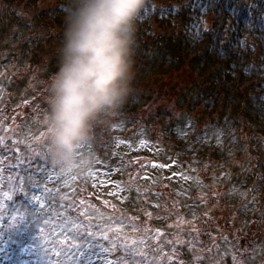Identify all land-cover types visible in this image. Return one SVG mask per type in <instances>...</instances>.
I'll return each mask as SVG.
<instances>
[{"label": "rangeland", "instance_id": "1", "mask_svg": "<svg viewBox=\"0 0 264 264\" xmlns=\"http://www.w3.org/2000/svg\"><path fill=\"white\" fill-rule=\"evenodd\" d=\"M6 3L2 5V0H0V11H1V5L2 9L6 10L4 14V18L1 20V27L4 31V34H8L7 39L0 40V91L3 92L5 101L3 104L9 105V102L12 105L17 106H24L27 104V107H24L20 110V118L25 117L23 114V111H27L29 113V118H33L34 115H37V120L40 123L42 129L45 131L46 124H47V113H48V107L46 102H44L41 105L37 104V107L35 108V112L32 114L31 110L34 105V101H41L38 97H46L47 90L44 91L43 85H47V80L49 79L48 73L44 74L45 78H43V73L37 74L38 72H44L47 69L51 68L54 72L57 69L58 66V49L61 44L62 36H57L59 33H63L61 31L59 25V22H54L51 20V23H46L45 20L41 19V14L37 13L38 20H34L32 18L35 11L31 6L33 5V2H38V6L41 10L46 9L51 12L56 11L58 8L62 10V14H66L67 9H64L62 6V0H4ZM29 7H28V6ZM65 5V4H64ZM69 5V4H67ZM72 5V2L70 6ZM66 6V5H65ZM31 9V10H29ZM33 10V11H32ZM24 11L30 17L28 18V23H26L24 26L20 25V21L17 20L16 13ZM26 19V18H24ZM64 18L61 19V21ZM57 20V18H55ZM17 24H19L17 26ZM39 25L38 32L41 34L40 37H38V34H35V37L33 36L34 40H28V42H21L12 40L13 39V33L20 31L22 28L29 27L33 28L32 25ZM31 25V26H30ZM37 25V26H38ZM59 27V28H58ZM37 28V27H36ZM54 28L56 30H54ZM37 30V29H36ZM31 30H28L27 32H30ZM172 31L170 32V34ZM1 35V34H0ZM48 35H52V38L49 40ZM61 37V38H60ZM46 38V40H45ZM167 35H163V39H167ZM2 39V38H0ZM43 40L46 41V43L43 42ZM3 45V46H2ZM2 46V47H1ZM8 52V53H7ZM10 54L12 57H10ZM29 56L28 58L26 56ZM55 57V59H54ZM133 59H139V55L133 57ZM145 61V60H143ZM144 64V63H143ZM152 64V67H149L148 69H144L143 71L136 69L134 66V80H133V90L131 95L129 96L127 102L124 104V106L117 112L113 117H111L110 121L108 123H100L98 124L93 131V138L92 141L88 144H85L86 149H89L88 153H95L96 160H99V162H95L94 167L103 164H110L114 165L115 161L117 162V166L114 168H111L109 170H103L98 171L92 181V175L93 171H91L87 175H82L78 172H75L76 174H79V179H82L79 183H76V175L70 174L67 175L64 173V175H59L57 178L53 177V182L50 185L51 190L54 193H51L53 198L48 200L49 205L45 206L44 199L40 200V197L34 199L31 203L35 207H40L45 210H47L49 214V219L51 220V210L54 218L56 219L59 215H64V206L60 207V203L58 202V199H62V202H67L75 197L78 198V206L80 210L82 211V215L89 216V212L91 209H86V201H88V196H90L93 201H96V207L104 211L103 213L105 215H112L115 214L118 210V216L123 221H127V216L125 214V208L124 204H121V198L125 197V193L122 194V197L117 198L116 191H120L121 188H118L119 185L126 184V182H129V178L126 176L129 171L132 173L128 174L130 177L132 174L138 176L140 171V165L143 162L141 158H136L132 164L135 165L138 164V168H136V172H133L134 169H130V162L133 160V157L142 152L147 142L151 141V138L153 136V129L155 132H157L158 140H161L163 142L162 136H165L166 140L168 138L171 139L173 144L175 145L177 143V136L173 135L170 136V132H168L167 125V117L162 118L160 115L155 111L156 109H167L168 112L173 117H178L175 110H185L190 112L195 118H198L199 120L197 123H199L200 126H202L204 123L208 126L212 124V120L215 118H223V119H234V125L233 127L237 128L240 127V124L237 122L235 118H237V114H241L243 112L242 105L240 102L237 101V99H226L223 98L222 101L225 103L222 108L218 106V101L214 102H208L207 104L204 102H201V99L199 97L195 98L193 100L194 103H197L195 107L198 109L196 111L192 110V108H187L184 104L185 102H188L191 100V95H198L196 92L193 91H187L183 89V86L186 85V82L188 81V71L189 69L186 67L183 71L184 67L180 66L179 70L177 71H171L172 67L168 68L166 67L165 62L163 59H160L159 57H153V60L149 63ZM48 66V67H47ZM143 67H148L147 65H144ZM36 75H34V74ZM51 73V72H50ZM25 81V84L23 83ZM33 82L31 85H28L30 82ZM19 85L18 88L15 85ZM24 85H28L30 89H25ZM223 90L226 92L228 87L225 85H222ZM164 89V90H163ZM38 97H32L30 96V92H38ZM140 94V98L139 95ZM250 96V95H249ZM25 97H28L25 103H22L17 100H21ZM245 100L248 103L249 110L256 107V103L254 99H251L248 97V99H242ZM204 104V106H203ZM247 107V105H246ZM21 108V107H20ZM199 108H204L202 116H198L196 113ZM4 111L0 110V114ZM142 113L145 114V121H142L141 115ZM248 116H253V114L248 111L246 112ZM140 116H138V115ZM19 115H16V119H18ZM231 116V118H230ZM189 117V114H186V118ZM264 117V115H263ZM27 118V120H24L25 125H30L28 130L24 133L27 134V137L34 132H37V128L35 125H33L32 121ZM197 120V119H196ZM244 120V119H242ZM36 121V120H35ZM37 122V121H36ZM5 123V122H3ZM3 123L0 122V126H3ZM258 124H261L259 120H257ZM11 124V123H10ZM14 124V125H13ZM11 126V131L16 132L15 135L19 133L20 130V124L13 123ZM223 126H226L223 124ZM189 129L191 130L193 127V131H197L198 127L195 123L189 124ZM246 129L247 125L245 124ZM212 128V127H211ZM27 128L24 126L22 128L23 131H25ZM18 131V132H17ZM21 131V132H23ZM201 133H205L204 130H202ZM210 135V134H209ZM211 136V135H210ZM160 138V139H159ZM92 142L101 143L96 151L92 149ZM224 142L220 143L219 145L223 144ZM18 145H20V153L23 151H27L29 148L28 142L24 140V138H21L18 141ZM244 146H247L246 144ZM247 148H244V150ZM5 152V149L3 150ZM80 155L84 156V151L80 149ZM102 156H105L103 159ZM150 156V154H149ZM211 157H213L211 159ZM160 159L161 157H157ZM197 160V167L199 171L201 172L202 182H198L196 185V188L201 189V199L204 202V205L206 206L202 212H203V218L199 221L197 218H193L191 220L189 215L184 214V210L182 209V215L181 218H173L175 217V214L169 216L168 221L165 219L164 222H162V225L164 229L162 228L163 232L165 233V236H171L172 239L175 240V246L171 249H165L164 251H157L155 248V253L158 255L159 258H162L163 261H165L167 264H172V260H181L184 258L183 252L185 250L193 251L192 246L186 241L185 234L189 232L190 228V220L191 224L195 226L196 229H194L191 234L193 241L195 243H199L202 245L201 249H203L206 244L210 245L214 238H207V233L209 229V225L211 224L212 220L216 216L222 215L224 218H226L229 221L230 225H234L236 218L235 215H232L230 213V204L225 201L226 197L229 195H225V187L222 181H219V177L224 173V170L228 167L229 157L227 154H222L218 150H209L207 148H203L199 145V154L196 156ZM212 161H214L212 163ZM218 161V162H217ZM119 164V165H118ZM5 165V160H0V167ZM160 169V175L162 174V171L164 170L163 166L157 165L156 170ZM155 170L151 167H147V170ZM71 171V170H69ZM159 172V170H157ZM169 173L168 181L169 184H180V182L183 180L182 173L178 171L176 162L171 164V168L167 171ZM74 173V172H73ZM53 175V174H52ZM89 177V178H85ZM47 177H44L43 181H45ZM214 178L217 179V181H214ZM14 179H19V175L15 174ZM142 179H146V173L142 172ZM88 180L92 181L91 188H87ZM225 180V179H224ZM9 183V182H8ZM8 183L2 182V187L5 189H8ZM132 186L128 189L131 190V194L133 195H139L141 197H144L145 199H148L150 196V193L143 192L141 187L136 183V181L131 180ZM188 183V179L186 181ZM202 184V186H201ZM143 185V183H142ZM33 184L29 181H26L22 185H20V195H18L17 203L12 202L11 204L6 205L7 210L5 216H0V250L5 249L6 251H10L11 249V238L12 235L15 234L16 226L20 222L19 226L22 228V230H19V238L22 242L23 246V254L21 256V260H18L16 258L11 257L10 259L7 257H4L2 260H0V264H46L47 260H54V257L57 256L59 253H56L54 249L51 247L50 242L47 244L40 243L42 238L51 237L52 233H50V226L49 231L47 233L42 232V229H38V223L36 222V217H33V210H27L26 207L23 204L25 191L31 192V189H33ZM196 189V194L200 193V191ZM25 190V191H24ZM95 190H97L96 195L94 194ZM208 190H210L208 194ZM46 191V190H45ZM232 193V192H231ZM231 193H229L231 195ZM49 195V193H48ZM181 195V193H180ZM8 193L5 191L0 192V198L2 200L8 199ZM55 196V197H54ZM106 199V201L101 200V198ZM165 196H155L156 200H158L159 203L162 202ZM28 200L32 199V196L26 197ZM42 198V197H41ZM58 198V199H57ZM82 198V200H80ZM117 198V199H116ZM264 199V196L261 197ZM99 199V201H98ZM115 200L116 203H113L112 200ZM187 202H185V205H187ZM72 203H70L69 206L72 208H76V206H72ZM19 206L20 210H16V206ZM26 209V210H25ZM20 213V214H19ZM66 218V217H65ZM140 218V217H139ZM20 219V220H19ZM160 219L161 218H155L156 222L160 225ZM47 218L45 217L41 221V226L44 228L47 225ZM67 222H70L68 220ZM139 223V220H137L136 225H134L132 228L135 229L141 228L142 225ZM130 224V223H129ZM128 224V225H129ZM69 226V225H68ZM73 226V225H72ZM65 228V225H64ZM112 229L113 233H116L119 231L123 235L129 236V233L125 231L124 224L122 226L113 225L110 227ZM238 231V230H236ZM133 232V233H134ZM10 235V244L7 241V235ZM95 231H92V234L95 235ZM160 234L161 231L158 232L157 235H154L152 238L155 241V244L157 242H160ZM45 236V237H44ZM54 238V236L52 237ZM84 240L83 236H72L67 239V243L61 248V251H67L69 249H72L76 245H79L81 241ZM264 241V240H263ZM205 243V245H204ZM158 246V244L155 245V247ZM141 249L142 246L140 245ZM10 248V249H9ZM217 248V247H215ZM195 250V249H194ZM226 250V249H225ZM146 248L143 250V254H145ZM98 252V249L92 248V254H95ZM27 253L26 255H24ZM204 254V252L201 253V255ZM89 251L85 250L82 253V260L87 261L89 258ZM2 255H0L1 258ZM25 256V262L23 260V257ZM206 256V255H202ZM56 264H59L58 261H55ZM174 263V262H173ZM252 264H256V260L253 261Z\"/></svg>", "mask_w": 264, "mask_h": 264}, {"label": "trees", "instance_id": "2", "mask_svg": "<svg viewBox=\"0 0 264 264\" xmlns=\"http://www.w3.org/2000/svg\"><path fill=\"white\" fill-rule=\"evenodd\" d=\"M65 1V4L69 5L65 6L63 4ZM4 3L6 2L2 0V5ZM38 4V2H33L31 6L34 11L38 9V13L41 14V19L38 20L36 18L38 13L35 11L32 16L35 21L49 19L48 21L55 22L59 21L55 18L64 17L61 9L58 8L53 13L46 9L41 10ZM63 5L68 10L73 6V0H62ZM21 15L23 18L30 17L25 12ZM4 17L1 12L0 24ZM19 21L21 22V20ZM26 22H21L20 25L24 26ZM45 22L48 23L47 20ZM60 23V27H63L62 21ZM137 23L138 30L134 49H139L140 52L143 50L140 56V65L143 64V60L150 63L153 57L163 59L165 64L167 60L171 64H186L190 68V74L195 76L198 88L204 93L202 95L204 103L219 100L217 104L222 108L225 104L222 99L226 98L237 99L243 106V112L241 109V114H237V118H235L240 124L237 130L233 127L235 122L233 117L230 116L231 121L228 118L220 120L215 118L213 120L216 121V125H210L205 130L208 135H211L207 140L202 139L204 133L198 135L190 144L177 139V143L174 145L169 138L167 144L171 147V154L177 159L197 165L198 162L195 159L199 154V145L209 150L216 149L223 155L232 150L243 151L244 148H247L252 156L254 173L259 176L264 169V0H149L146 14ZM170 23L171 26H168L167 24ZM174 25H178L176 28L181 31L179 36L176 37L173 34L169 39L164 40L163 35L169 34ZM21 32H24V28L14 32L12 40H21L26 43V37L24 36V40ZM0 34V38H2L0 40L7 39L1 25ZM33 35L35 37V33ZM12 55L10 54V57ZM149 63L146 62L145 65L152 67V64ZM23 83L25 84V81ZM28 85H24L26 90L29 88ZM222 85L228 87L226 92L220 91L223 89ZM15 86L21 88L18 84ZM216 90L219 91L216 92ZM248 97L257 100L256 107L250 110L249 106L245 107L246 102L242 100L243 98L248 99ZM248 111L253 116H248L246 113ZM257 120L261 124H258ZM218 130H224L227 133L221 138L223 142H226L225 146L217 147L219 144L213 138ZM233 136L238 139L229 140V137ZM245 144L247 146H244ZM234 145L237 146L234 147ZM229 172L225 169L219 177V181L224 180ZM33 178L38 179L35 172H33ZM196 189L198 188L195 186L194 210L191 215L198 217L200 221L202 219L200 214L206 206L200 196L202 190L198 189L200 193L196 194ZM184 194V192H177L179 200L189 201ZM80 200L82 199L80 198ZM174 202L177 201L172 200L171 204ZM188 203L190 202H187L183 209L186 215L189 214L186 208L189 207ZM76 204L77 201H73L72 205L76 206ZM86 204V209L92 208L90 214H92V219H95L96 212L100 211L99 207H96L97 202L86 201ZM158 204V200L154 205L139 195L133 196L125 203L126 207L132 209L127 214L130 216L132 212L136 218L151 216L155 213L154 207ZM171 240L173 241V239ZM256 251V249L247 250L252 258L256 256ZM258 255L257 261H260V254ZM162 263L158 262V264ZM84 264H98V257H91ZM132 264H135L134 259Z\"/></svg>", "mask_w": 264, "mask_h": 264}, {"label": "clouds", "instance_id": "3", "mask_svg": "<svg viewBox=\"0 0 264 264\" xmlns=\"http://www.w3.org/2000/svg\"><path fill=\"white\" fill-rule=\"evenodd\" d=\"M148 4L149 0H73L67 10L58 66L47 80L46 95V154L58 170L82 175L93 170L95 153L81 156L80 149L132 93L137 22Z\"/></svg>", "mask_w": 264, "mask_h": 264}, {"label": "snow or ice", "instance_id": "4", "mask_svg": "<svg viewBox=\"0 0 264 264\" xmlns=\"http://www.w3.org/2000/svg\"><path fill=\"white\" fill-rule=\"evenodd\" d=\"M227 135V133H226V131H224V130H218L216 133H215V135H214V140H215V142L217 143V144H220V143H222V137H224V136H226ZM238 139L237 137H229V140H231V139ZM202 139H209V135H208V133H207V131H205V133H204V135H203V137H202ZM166 166V165H165ZM153 167H157V165H153Z\"/></svg>", "mask_w": 264, "mask_h": 264}, {"label": "bare ground", "instance_id": "5", "mask_svg": "<svg viewBox=\"0 0 264 264\" xmlns=\"http://www.w3.org/2000/svg\"><path fill=\"white\" fill-rule=\"evenodd\" d=\"M257 185V184H256ZM260 215L257 216V218L259 219ZM262 244H264V241H261Z\"/></svg>", "mask_w": 264, "mask_h": 264}]
</instances>
